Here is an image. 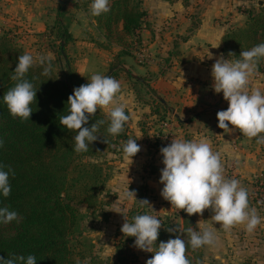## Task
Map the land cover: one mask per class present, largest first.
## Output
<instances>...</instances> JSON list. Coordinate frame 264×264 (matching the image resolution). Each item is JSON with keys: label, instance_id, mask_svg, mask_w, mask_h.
<instances>
[{"label": "trees", "instance_id": "16d2710c", "mask_svg": "<svg viewBox=\"0 0 264 264\" xmlns=\"http://www.w3.org/2000/svg\"><path fill=\"white\" fill-rule=\"evenodd\" d=\"M74 2L76 0L57 1L56 19L50 29L54 36L50 49L61 58L65 76L60 79L52 69L50 76L44 77L41 75L42 66L32 65L26 78L37 92L36 102L31 105L33 112L27 121L13 118L2 100L4 93L14 86L15 82L10 77L18 56L24 52L15 43L11 31L0 32V165H4L5 170L10 167L14 172V176H9L10 195L7 198L0 196V206L16 211L19 217L18 221L0 224L2 258L10 254H32L37 264H80L81 254L72 249L69 241L78 224L77 206L93 208L104 189L105 180L100 164L86 159L101 157L105 148L114 151L115 146L129 139L127 125L118 136H110L106 132L107 117L97 110L89 118L87 126L104 120L105 124L97 133L101 137L89 145L87 152L76 153L73 150L75 132L59 123L60 116L67 113L68 96L75 87L86 84L73 71L64 49L74 40L64 19L67 5ZM90 3L91 0L85 1L84 7L102 33L104 49L111 45L118 48L110 64V70L115 69L110 75L115 77L120 71L124 72L121 66L127 58L133 59V50L141 44L140 32L145 25L146 12L141 7V0H110V11L94 17L90 14ZM242 13L246 16L244 24L228 29L221 38L220 52L225 59H236L241 51L264 43V8L245 9ZM45 34L38 35L42 37ZM230 52L237 57L228 56ZM257 71L264 74V58L259 60ZM127 75L130 76L129 73ZM155 104L147 115V122L155 119L162 122L168 113L160 100ZM140 130L143 136L148 134L143 124H140ZM255 186L259 195L264 193V170L256 178ZM146 190L145 185L140 187L141 200L146 199ZM144 212L150 214L147 206L141 208L137 203L128 211L126 218L130 221L133 215ZM156 217L162 224L157 245L177 235L187 238L185 229L190 226L199 230L194 216H188L182 209ZM168 228L178 231L169 232ZM133 242L134 237L124 235L117 241L116 264H137V256L129 248ZM200 249L186 248L191 264H201ZM151 255L148 254L149 258Z\"/></svg>", "mask_w": 264, "mask_h": 264}, {"label": "clouds", "instance_id": "9594fccd", "mask_svg": "<svg viewBox=\"0 0 264 264\" xmlns=\"http://www.w3.org/2000/svg\"><path fill=\"white\" fill-rule=\"evenodd\" d=\"M109 3L110 0H91L90 14L98 17L108 13ZM228 56L237 57L231 52ZM261 58H264V43L241 51L238 58L233 60L225 59L221 54L211 67L213 91L222 93L228 103L226 110L216 114L217 127L226 131L239 130L243 136L255 138L257 144H264V92L259 88L250 90L249 81L256 74ZM34 63L42 66V76H50L53 69L50 59L43 55L34 57L31 53L19 55L10 77L15 82L14 86L2 97L9 114L21 121L29 120L33 112L31 105L36 102L37 90L26 78ZM87 81L73 89L67 99V113L59 119L61 126L75 132L73 150L76 153L87 152L89 145L101 137L97 133L100 126L105 124L104 120L96 121L91 127L87 126L89 118L98 109L106 111V132L112 137L122 133L130 119L126 113V104L120 97L121 84L117 79L111 75L95 73ZM136 141L130 138L121 145L123 157L131 160V163L132 158L141 150ZM159 151L163 165L159 178V183L163 185L160 195L172 207L184 210L188 216L201 215L204 210L211 209L213 215L210 220L225 231L242 225L245 231L251 233L261 224L264 217L250 207L247 189L238 179L225 176L220 153L212 150L207 139L174 138ZM10 174L14 176L10 167L5 170V166L0 165V196L4 198L11 192ZM124 198L135 201L141 208L151 207L147 199L137 200L135 191H130L129 187ZM115 212L122 214V210ZM18 220L16 211L0 206V224ZM161 226L160 219L144 212L133 215L130 221L125 218L120 231L125 237H134L133 246L136 249L152 254L145 264H191L186 256L187 247L192 250L214 247L218 240L216 227L194 230L190 226L185 229L187 238L182 239L177 235L157 245ZM167 230L178 231L173 228ZM0 264H37V260L32 254H10L7 258L0 257Z\"/></svg>", "mask_w": 264, "mask_h": 264}, {"label": "rangeland", "instance_id": "374dc122", "mask_svg": "<svg viewBox=\"0 0 264 264\" xmlns=\"http://www.w3.org/2000/svg\"><path fill=\"white\" fill-rule=\"evenodd\" d=\"M85 1L87 0H76L74 3H69L67 5V13L64 19L68 22L67 27H69V23H76L71 26V32L73 29V33L82 36L84 42L94 41L95 46H99L98 41L102 40V33L97 29V27L93 28L92 25L95 22L91 19L88 11L84 7ZM156 1L160 2L162 6L165 1L167 4L172 3L173 5L175 2L179 1V3L183 5L182 7H189V10L193 11V13H196L198 7V4L195 2H192L189 5L187 3L189 0H141L142 9L145 12L147 11L145 20L147 19V13L152 16V14L157 15V12L160 11V9L157 10L156 5L153 4V2ZM234 4L235 9L233 10L244 19H246V16L242 13L243 10L250 8L258 10L260 7L264 8V0H235ZM173 5L168 6L171 7ZM176 9L178 10L179 7L177 6ZM55 12H53L54 16L52 13L51 17H49L46 21L45 27L44 25L39 24L40 26L37 25L35 28V26L33 27L32 22L28 23L27 21L20 20L17 21L19 22V25L14 24L15 26L11 25L10 28L7 27L6 29L0 27V32L8 30L11 31V35L14 37L15 43L23 49L24 53H31L34 57L43 55L48 59H53L50 60L53 63V70L60 79H63L65 76L63 62L60 60L61 58L58 57L57 53L51 52L50 49V41L54 37L50 32V29H52L56 19ZM192 17L194 18L191 19L188 27L183 29L182 36L176 35L180 39H182L183 36H186V34L192 33L194 28H196L198 15L193 14ZM8 18H10V16ZM91 21H93V23ZM176 22L177 21H175L174 17L170 18L172 26ZM244 22H242V24L239 23L240 25L236 24L234 27H240L244 24ZM6 26L7 25H5V27ZM38 29H40V31H44L46 33L45 36L43 35L42 37H39V35H37V31H39ZM73 41L71 43H73ZM71 43H69L70 48L68 44L64 49L73 71L77 69L79 62L85 60L86 58H91L92 56H96V60L99 62L101 60L105 63L107 59L111 58V48L115 47L111 45L106 48V53L102 55L99 54L100 56H97L98 54L95 52V47L87 48L81 44ZM101 44L105 45V41ZM143 48L142 44H140L133 50V54L135 53V55H133V60H135L137 69L138 65L144 66L148 64L146 59L149 60L150 55L146 57L142 52ZM156 51L157 49H155V52ZM171 56L174 55L169 53L167 56L168 60L165 61L164 58L157 59L159 56L158 54H155L154 57L158 61L157 68L159 69L158 73L156 75L154 74L155 77H158V74L160 75L162 71H165L166 68H170L172 66V63L170 62ZM112 59L113 56L111 60ZM127 60H129V58L126 59V62ZM87 61L89 60L82 61V63L78 66L81 75L80 79L84 82L86 81V83L88 82L87 79L90 77L87 75L89 72H91L90 75L95 73L110 75L113 72V69L110 70L109 65H107V68H98L96 70L92 65L94 61H91L90 64L86 66L85 64ZM177 61L178 59L175 57L173 62L177 63ZM37 64L38 63H34L33 65ZM124 64L125 62L123 65ZM91 65L93 66V69ZM139 70L144 69L140 67ZM143 75L144 76H141V78L145 81L151 80L150 72L146 71ZM114 78L120 82L121 88H123L120 91V94H122L124 90L126 92V89L129 90L132 83H134L131 81L130 77L128 75H124L122 71L117 73ZM133 92L135 96L134 102H137L138 105H134V109H131L133 105L130 104L129 97L126 96L128 98L126 99L128 101V104L126 105V112L130 116L129 121L126 124L128 126L127 133L129 139H137L136 142L140 145L141 150L132 158V163L131 160L125 159L122 155L121 145L123 143H119L115 146L114 151H109L105 148L101 157L86 159L88 162H96L100 164L105 180L104 189L98 195L96 205L93 208L88 209L84 205L77 206L79 210L78 224L69 241L72 249L81 254L80 264H93L92 261L96 264H116L115 247L117 241L123 235L120 231L121 226L125 222L128 211L137 204L135 201L126 200L124 198V193L128 187L130 191H135L137 200H141V198H139L140 187L142 185L147 187L145 192L146 199L153 208L148 207V210L150 214L154 216L172 214L178 210L174 206L172 207L171 204L164 200L160 195V190L163 185L159 183V178L160 169L163 165L162 163H155L157 155L159 156L157 158L158 160L162 159L159 151L160 148L168 145L169 141L171 143L172 137L168 127L169 124L174 123L175 120L169 113H167L162 122L157 121L155 118V120H149V122H147V115H149L151 110L156 106L155 101L158 100V97L151 93L149 84H146V86L143 87L139 86V88L135 87ZM123 100H125L124 96ZM98 111L107 117L104 109H98ZM133 114L135 115V118ZM140 124L141 126L143 124L146 128V132H148L146 136L142 135ZM252 164L254 165L256 163ZM258 169L259 168H255L252 172H247L248 174L245 179H241L239 181L248 191V201L250 207L255 208L257 210V214L264 217V193L260 192L259 195L255 186V180L261 174L258 173ZM228 172L227 176L232 178L233 174H230V169H228ZM235 178L237 179V177ZM121 210L125 218L121 213L115 212ZM212 215L213 213L211 212V209L204 210L201 215L193 214L195 223L199 230H202L205 227L214 226L216 227L215 235L218 238L214 247H201V264H264V219H262L261 224L258 225L253 232L249 233L244 230L242 225H236L230 230L225 231L223 228H220L219 224H214V222L210 220ZM129 248L137 256V264H145V261L149 258V253L136 249L133 244L129 245Z\"/></svg>", "mask_w": 264, "mask_h": 264}, {"label": "crops", "instance_id": "0c3cea01", "mask_svg": "<svg viewBox=\"0 0 264 264\" xmlns=\"http://www.w3.org/2000/svg\"><path fill=\"white\" fill-rule=\"evenodd\" d=\"M57 1L0 0V27L6 29L7 27L10 28L11 25H19L17 21L20 20L32 22L35 28L39 24L45 27L46 21L56 10ZM192 2L198 4L196 13L190 11L189 7H182L183 5L179 1L175 2L174 5L172 3L167 4L165 1L163 6L158 1L153 2L157 10L160 9V11L157 12V15L152 14V16L147 13L144 29L140 32L141 44L144 47L142 52L146 57L149 55L152 57L149 56V60L146 59L148 64L144 66L137 64L138 69L135 60L129 59L127 62L125 60V64L121 66L124 70L122 73L126 76L129 73V77L134 83L129 90L126 89V92L124 90L120 97L122 102L126 101L125 104L127 105L126 99L128 98L126 96H128L130 104L133 105L131 109H134L138 103L134 102L133 90L135 87L139 88V86L143 87L149 84L151 93L158 97L157 99L161 101L175 120L168 127L172 137L171 141L174 138L184 140L207 139L212 150L220 153L225 176L228 177L227 173L230 169V174H233L234 178L243 180L248 174L247 172H252L255 168H259L258 173L264 170V145L257 144L255 138L249 139L243 136L239 130L226 131L217 127L216 114L220 110H226L228 103L223 99L222 93L217 94L213 91L211 67L215 59L221 55L222 36L234 25L242 24L245 19L233 10L235 9V0H189L187 3L190 5ZM175 6H178L179 9L177 10ZM193 14L198 15L196 28L192 33L186 34L180 39L176 35L182 36L183 29L187 28L191 19L194 18L192 17ZM9 16L10 18H8ZM171 17L177 21L172 23L173 26L170 23ZM91 22L93 23V21ZM73 24L69 23L68 27V33L74 39L71 44H81L87 48L95 47L97 56L106 53L107 50L101 44L104 41L102 35V40L98 41L99 46H95L94 41L84 42L82 36L73 33V29L71 32ZM5 25L7 26L5 27ZM92 26L95 28V23ZM38 30L37 35L45 33L40 29ZM68 46L70 48V44ZM155 49H157L156 52ZM117 51V47L111 48V58ZM169 53L174 55L170 57L171 60L169 58L172 66L164 68L165 71L162 73L160 71L161 74L155 77L154 74L156 75L159 71L157 59L164 58L167 61ZM155 54L159 56L157 59L154 57ZM175 57L178 59L177 63L173 62ZM111 58L104 63L101 60L100 62L96 60V56H92L85 59L89 60L85 65L88 66L91 61H94L92 65L96 70L98 68L104 69V67L107 68V65L110 66ZM82 61L79 62V65ZM78 66L74 72L80 78ZM140 67L144 70H139ZM146 71L151 74L150 81L141 78ZM90 74L91 72L87 75L91 76ZM255 88L264 92V74L258 71L249 81V89ZM123 96L125 100H123ZM133 116L135 118L134 114ZM229 127L231 128V126ZM158 157L157 155L155 163H161L162 159L158 160ZM252 163L256 164L253 165Z\"/></svg>", "mask_w": 264, "mask_h": 264}, {"label": "built area", "instance_id": "2783aa9c", "mask_svg": "<svg viewBox=\"0 0 264 264\" xmlns=\"http://www.w3.org/2000/svg\"><path fill=\"white\" fill-rule=\"evenodd\" d=\"M164 126H165V124H164ZM164 139H165V137H164Z\"/></svg>", "mask_w": 264, "mask_h": 264}]
</instances>
